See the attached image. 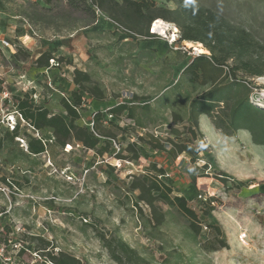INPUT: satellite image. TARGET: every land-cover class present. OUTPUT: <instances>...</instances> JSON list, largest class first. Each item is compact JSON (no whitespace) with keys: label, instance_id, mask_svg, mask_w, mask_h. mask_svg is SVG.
Returning a JSON list of instances; mask_svg holds the SVG:
<instances>
[{"label":"rangeland","instance_id":"obj_1","mask_svg":"<svg viewBox=\"0 0 264 264\" xmlns=\"http://www.w3.org/2000/svg\"><path fill=\"white\" fill-rule=\"evenodd\" d=\"M27 1L0 0V39L18 53L5 58L0 52V92L34 80L35 101L64 114L61 95L46 86L35 63L50 51L60 64L50 70L53 88L82 93L75 123L99 143L95 149L75 140L61 146L50 130L37 133L20 120L17 137L0 133V237L24 248L13 264H52L49 257L61 252L83 264H264V113L250 115L255 135L243 120L224 134L238 100L248 95L264 107L258 94L264 76L248 77V91L237 76L228 98L194 122L190 101L233 78L226 67L209 68L192 82L183 72L192 59L183 47L192 43L178 40L174 24L161 19L164 36L151 30L157 19L148 26L151 36L123 39L111 28L75 34L84 24L79 13L53 7L31 22ZM197 2L264 42V0ZM29 27L34 36L25 35ZM173 31L177 38L170 42ZM75 70L87 73L89 82L75 85ZM6 97L0 94L3 127L17 119ZM96 113L101 118L91 124ZM221 122L226 127L219 129L215 123ZM39 136L46 151L27 155V142ZM154 181L171 189L170 198L184 197L194 216L149 190Z\"/></svg>","mask_w":264,"mask_h":264},{"label":"trees","instance_id":"obj_2","mask_svg":"<svg viewBox=\"0 0 264 264\" xmlns=\"http://www.w3.org/2000/svg\"><path fill=\"white\" fill-rule=\"evenodd\" d=\"M165 1L173 2L175 7L171 9L157 6L154 0H41L43 5L34 0H28V5L32 7V13L24 14L32 22V18L35 19L34 17L41 10L66 6L73 12L79 13L84 19L83 26L76 30L75 34L81 31L84 33L86 30L96 31L102 28H111L123 39L136 34L151 36L148 33V26L154 19L160 18L174 24L179 32V41L199 43L208 51V55L192 56V59L184 67L183 72L189 73L192 82L197 80L198 70L203 75L209 68L221 70L226 67L229 75L233 78L229 84L212 87L190 101L191 117L196 122L199 115L210 113L219 102L228 98L226 91L230 86L241 81L240 83L244 84L248 91L249 88L246 84L249 83L248 77L264 76V42L256 38L245 27L232 23L221 13L198 3L197 0ZM96 9L101 12L100 15H96ZM115 24L124 30H118ZM25 35L34 36L35 34L33 29L29 27ZM6 50L7 52L0 49L1 55L5 58H15L18 54L15 44L14 51ZM50 59H53L52 64H50ZM35 63L41 69L46 86L61 95L60 104L65 113H50L47 107L35 101L34 95L37 89L34 80H29L32 85L18 82L14 88L4 87L0 92V94L6 93L5 102H13L15 109L12 114L17 117L12 128L7 125L4 127L0 125V133L9 136L10 139L17 137L20 116L23 122L37 133L44 129L50 130L55 142L61 146L75 140L85 148L95 149L99 143L98 138L87 127L75 123L79 118V108L82 106V93L78 89H74L70 94H66L60 89L53 88V77L50 70H57L60 64L50 51L39 53ZM237 76L241 77L240 81L236 80ZM89 80L87 73L79 70L74 71L73 82L75 85H79L81 82H89ZM123 109H125L124 106H118L115 110L121 111ZM253 111L264 113V107L250 101L248 95L238 100L231 107L227 118L229 130L224 131V134L230 136L231 130L241 128L242 126L238 122L243 120L249 122L248 127L255 135L252 128H254L256 121L250 117ZM4 114L8 115L9 112H4ZM100 118L101 114L96 113L92 124ZM222 123H215V125L219 129L225 128L226 126ZM260 143H264V141H260ZM1 147L2 142L0 141V150ZM46 149L47 142L41 136L31 137L26 144L27 155H40ZM185 150L186 148L181 147L179 152ZM193 152L197 153L198 151L194 150ZM158 172L161 175L164 174L160 169ZM149 188V190H155L158 196L170 204L176 205L183 214L189 217L194 216L193 211L186 205L184 197H169L171 192L169 187L164 185L162 188L158 181H154ZM49 260L52 264H83L80 259L63 252L51 255Z\"/></svg>","mask_w":264,"mask_h":264},{"label":"built area","instance_id":"obj_3","mask_svg":"<svg viewBox=\"0 0 264 264\" xmlns=\"http://www.w3.org/2000/svg\"><path fill=\"white\" fill-rule=\"evenodd\" d=\"M96 15H100L101 12L96 9L95 10ZM118 30H124L122 27L118 26ZM170 42H172L170 40ZM201 46V44H200ZM0 49H9L10 51H14V45H11L6 39H0ZM185 51H190L192 56H197L200 53L198 50H196L194 47H183ZM208 55V53H206ZM53 63V59H50V64ZM259 98H264V90L260 89L259 91ZM4 96H6V93H4ZM19 119L23 122L21 117L19 116ZM14 124V123H13ZM13 124H10V128H12ZM92 124V123H91ZM5 213V211H0V219L2 215ZM24 249L22 245H20L17 242H13L10 238L8 239H2L0 237V264H13L12 258L14 255H18L20 250Z\"/></svg>","mask_w":264,"mask_h":264},{"label":"bare ground","instance_id":"obj_4","mask_svg":"<svg viewBox=\"0 0 264 264\" xmlns=\"http://www.w3.org/2000/svg\"><path fill=\"white\" fill-rule=\"evenodd\" d=\"M167 27L165 26V24L162 22L161 19H157L153 22V25H152V31L153 32H156L162 36H164L166 34V31H167ZM171 41H174L176 38H177V35L175 34V32H171ZM185 44L189 45L188 42L184 41ZM191 47H194L196 50H198V52L200 54H205V53H208L207 50H205L204 48H202L203 46L199 43H192L191 44Z\"/></svg>","mask_w":264,"mask_h":264},{"label":"crops","instance_id":"obj_5","mask_svg":"<svg viewBox=\"0 0 264 264\" xmlns=\"http://www.w3.org/2000/svg\"><path fill=\"white\" fill-rule=\"evenodd\" d=\"M212 134V131L210 132V135ZM209 136V135H208Z\"/></svg>","mask_w":264,"mask_h":264}]
</instances>
